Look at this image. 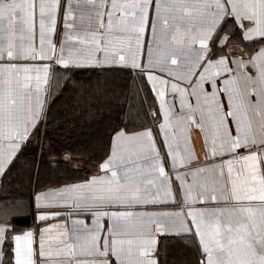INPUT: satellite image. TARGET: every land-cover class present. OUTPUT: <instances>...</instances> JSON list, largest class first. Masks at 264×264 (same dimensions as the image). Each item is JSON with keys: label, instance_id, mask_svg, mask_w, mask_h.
<instances>
[{"label": "snow or ice", "instance_id": "1", "mask_svg": "<svg viewBox=\"0 0 264 264\" xmlns=\"http://www.w3.org/2000/svg\"><path fill=\"white\" fill-rule=\"evenodd\" d=\"M0 264H264V0H0Z\"/></svg>", "mask_w": 264, "mask_h": 264}, {"label": "crops", "instance_id": "2", "mask_svg": "<svg viewBox=\"0 0 264 264\" xmlns=\"http://www.w3.org/2000/svg\"><path fill=\"white\" fill-rule=\"evenodd\" d=\"M84 167L88 170H91L92 166L88 164L87 162L84 163Z\"/></svg>", "mask_w": 264, "mask_h": 264}, {"label": "trees", "instance_id": "3", "mask_svg": "<svg viewBox=\"0 0 264 264\" xmlns=\"http://www.w3.org/2000/svg\"><path fill=\"white\" fill-rule=\"evenodd\" d=\"M81 139H83V138L81 137ZM69 143H70V145L75 146L77 141L75 139H73V140L69 141Z\"/></svg>", "mask_w": 264, "mask_h": 264}]
</instances>
